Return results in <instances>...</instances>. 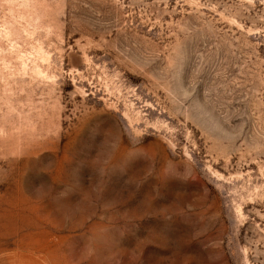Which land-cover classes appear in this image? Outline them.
<instances>
[{"label": "rangeland", "instance_id": "obj_1", "mask_svg": "<svg viewBox=\"0 0 264 264\" xmlns=\"http://www.w3.org/2000/svg\"><path fill=\"white\" fill-rule=\"evenodd\" d=\"M11 249L264 264V0H0Z\"/></svg>", "mask_w": 264, "mask_h": 264}, {"label": "crops", "instance_id": "obj_2", "mask_svg": "<svg viewBox=\"0 0 264 264\" xmlns=\"http://www.w3.org/2000/svg\"><path fill=\"white\" fill-rule=\"evenodd\" d=\"M0 264H47L29 251L11 249L0 251Z\"/></svg>", "mask_w": 264, "mask_h": 264}]
</instances>
